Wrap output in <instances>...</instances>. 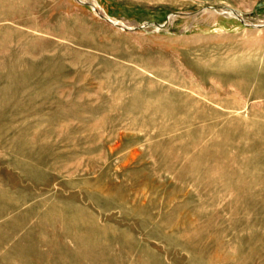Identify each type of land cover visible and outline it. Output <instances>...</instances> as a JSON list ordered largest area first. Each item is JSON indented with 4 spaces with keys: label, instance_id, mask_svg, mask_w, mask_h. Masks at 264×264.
I'll use <instances>...</instances> for the list:
<instances>
[{
    "label": "rangeland",
    "instance_id": "374dc122",
    "mask_svg": "<svg viewBox=\"0 0 264 264\" xmlns=\"http://www.w3.org/2000/svg\"><path fill=\"white\" fill-rule=\"evenodd\" d=\"M0 264H264V0H0Z\"/></svg>",
    "mask_w": 264,
    "mask_h": 264
}]
</instances>
